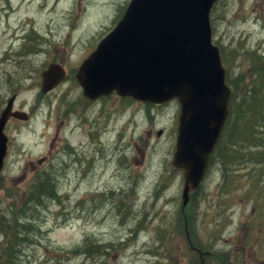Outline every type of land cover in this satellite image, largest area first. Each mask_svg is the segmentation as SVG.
Masks as SVG:
<instances>
[{"label":"rangeland","instance_id":"obj_1","mask_svg":"<svg viewBox=\"0 0 264 264\" xmlns=\"http://www.w3.org/2000/svg\"><path fill=\"white\" fill-rule=\"evenodd\" d=\"M130 1L0 0V113L17 92L14 108L29 114L5 128L0 264H199L190 241L223 258L248 244L247 263L264 262V164L234 167L227 182L214 164L183 209V174L171 166L178 102L84 97L76 73ZM211 24L227 77L247 80L256 71L252 54L264 57V0H218ZM52 63L67 78L43 94L42 72ZM253 171L258 189L250 188ZM43 172L58 198L22 211L20 196ZM16 233L26 241L10 259L2 247ZM86 245L100 252L76 253Z\"/></svg>","mask_w":264,"mask_h":264},{"label":"water","instance_id":"obj_2","mask_svg":"<svg viewBox=\"0 0 264 264\" xmlns=\"http://www.w3.org/2000/svg\"><path fill=\"white\" fill-rule=\"evenodd\" d=\"M217 2L131 0L117 25L76 73L89 102L114 93L156 106L178 102L171 166L183 174V209L204 183L230 116L232 89L211 25ZM66 78L62 65L50 64L42 72L41 92L54 90ZM15 99L0 115V175L8 153V121L29 119L25 111H13Z\"/></svg>","mask_w":264,"mask_h":264},{"label":"trees","instance_id":"obj_3","mask_svg":"<svg viewBox=\"0 0 264 264\" xmlns=\"http://www.w3.org/2000/svg\"><path fill=\"white\" fill-rule=\"evenodd\" d=\"M252 55L256 71L247 80L238 81L237 78L227 77V83L232 89L230 116L211 163V166L216 163L221 165L225 182L233 179L234 167L242 166L245 163H252L257 166L264 164V132L260 129H264V105L262 102L264 101V57ZM224 62L227 63L225 57ZM251 149L257 151L255 153L244 152ZM254 171L250 188L258 189L257 178H254L259 177L258 171L255 175ZM259 174L261 177L263 171L260 170ZM51 175L43 172L33 177L30 187L20 196L22 211L31 206H41L47 199L54 201L58 198L55 180ZM198 193L191 196V201L186 210ZM261 201L262 198L258 199L256 204H261ZM17 235L16 233L12 237H8L4 243L5 247H2L1 254L3 256L8 255L11 259L20 254L21 250L18 251V249L26 240ZM86 242L89 243V240ZM95 248L86 245L84 249H79L76 253L88 255L90 250ZM96 252H100V246L96 248Z\"/></svg>","mask_w":264,"mask_h":264},{"label":"flooded vegetation","instance_id":"obj_4","mask_svg":"<svg viewBox=\"0 0 264 264\" xmlns=\"http://www.w3.org/2000/svg\"><path fill=\"white\" fill-rule=\"evenodd\" d=\"M15 55H17V56L21 55V54H20V51H19V52H16ZM13 96H16V99H15V102H14V105H15L19 95H18L17 92H15V93H13L12 97H13ZM12 97H11V98H12ZM11 98H10V99H11ZM103 98H104V97H103ZM10 99H9V100H10ZM9 100H8V102H9ZM8 102H7V104H8ZM7 104H6V106H7ZM14 105H13V110H14V111H20V110H18V109H15V108H14V107H15ZM4 109H5V108H4ZM2 112H3V111H2ZM2 112L0 113V115L2 114ZM11 120H16V119H15V118H11V119L8 121V123H10ZM17 120H18V119H17ZM8 123H7V124H8ZM92 125H93V124H92ZM6 126H7V125H6ZM247 245H248V244H247ZM247 245H246V247L243 248V254H242V255L239 254L238 251L235 252L236 248H233V249H231V251H230V252H232L231 255H230V257H228V258H223V257H218L217 253L214 252L213 249H211V251H204V250H202V249H200V248L195 247V246L191 243V241L189 242L190 250H191L192 252L196 253V254L198 255V257H199V264H248L247 262H248V258L250 257V255L247 253V251H248V246H247ZM200 251H201V252H207V253H209V254L206 256V255H204V254H201ZM212 251H213V252H212ZM233 251H234V252H233ZM260 264H264V262H262V263H260Z\"/></svg>","mask_w":264,"mask_h":264},{"label":"bare ground","instance_id":"obj_5","mask_svg":"<svg viewBox=\"0 0 264 264\" xmlns=\"http://www.w3.org/2000/svg\"><path fill=\"white\" fill-rule=\"evenodd\" d=\"M15 106V105H14ZM16 107V106H15ZM16 109V108H15ZM25 109V108H24ZM4 110V109H3ZM106 138V137H105ZM102 140V139H101ZM105 140V139H104ZM78 157V156H77ZM16 223V222H15ZM16 225H17V223H16ZM18 225H20V224H18ZM17 225V226H18ZM22 225V224H21ZM121 242V241H120ZM118 246V245H117ZM126 247V246H125ZM125 249V248H124Z\"/></svg>","mask_w":264,"mask_h":264}]
</instances>
